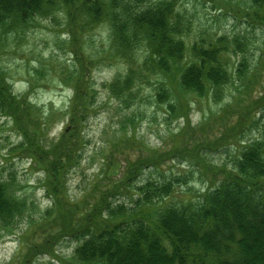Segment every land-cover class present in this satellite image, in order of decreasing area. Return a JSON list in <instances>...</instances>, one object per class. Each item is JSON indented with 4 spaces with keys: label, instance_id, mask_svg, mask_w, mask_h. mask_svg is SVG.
Returning a JSON list of instances; mask_svg holds the SVG:
<instances>
[{
    "label": "trees",
    "instance_id": "trees-1",
    "mask_svg": "<svg viewBox=\"0 0 264 264\" xmlns=\"http://www.w3.org/2000/svg\"><path fill=\"white\" fill-rule=\"evenodd\" d=\"M175 1L0 0V55L10 41L23 39L40 20L55 22L57 16H63V31L69 35L63 43L80 65V73L84 71L83 63L87 58L81 43L84 35L96 26L108 27L112 42L108 58L127 61L128 69L107 87L112 97L123 102L135 94L132 87L136 85L138 89L140 81L147 82L149 76L168 79L170 74H176L180 90L190 91L197 97L209 92L215 98L220 96L221 87L244 80L250 70L253 76L261 78V62H249L237 38L233 44L240 52V59L233 76L223 60L222 51L226 47L225 43L221 45L222 41H217L216 46L202 44V41L194 43L189 50L190 59L183 61L185 24L175 13ZM248 3L250 10L247 8L244 13L251 24L264 26V0H248ZM137 54L142 58L135 70L130 65ZM79 70L72 73L62 68L61 73L74 85L68 107L73 128L68 132L64 130L47 151L39 141L44 133L41 125L45 122L39 121L46 119L45 115L42 113L44 117L36 118L39 110L27 95L13 93L6 70L0 64V116L9 119L21 137L10 151L28 154L42 165L53 197L52 205L38 218L28 216L29 226L41 225L38 221H42V226L46 227L49 222L47 229L39 227L46 244L50 243V247L53 238L73 234V238L80 240L73 264H264V138H254L240 145L237 140L238 147L230 166L223 164L216 169L222 177L194 203H170L166 198L174 188L172 182L150 178L134 188L135 198L129 207L118 204L112 208L101 196L94 198L85 209L84 205L70 203L65 197L66 170L79 150L80 126L92 106L91 97L85 90L82 93L78 85ZM34 73L40 75L39 70L35 69ZM158 83L155 97L162 102L168 97L167 90L160 80ZM232 98L231 104L242 112L233 114L240 118L231 128L230 141L249 128L246 116L250 119L251 112L258 108L264 116V93L255 99L244 95L242 104L237 95ZM229 111V105L220 110L222 123L229 119ZM262 130L264 136V124ZM188 150L189 153L197 151L196 145ZM149 164L148 155L138 156L135 162L128 164L132 166L129 172L140 173V169ZM126 170L128 172V168ZM129 180L127 174L122 175L104 194L117 191L121 182L129 189ZM27 208L25 199L16 195L7 181L0 180L1 226L11 229ZM101 212H105V216ZM29 248L34 251L35 245L30 244Z\"/></svg>",
    "mask_w": 264,
    "mask_h": 264
},
{
    "label": "rangeland",
    "instance_id": "rangeland-1",
    "mask_svg": "<svg viewBox=\"0 0 264 264\" xmlns=\"http://www.w3.org/2000/svg\"><path fill=\"white\" fill-rule=\"evenodd\" d=\"M175 2V13L185 24L183 61L190 59L189 50L194 43L202 41V44L216 46L219 45L217 41H222L221 45L225 43L226 47L222 51L223 60L233 76L240 59V52L233 44L237 38L246 50L249 62H261V78L253 76L250 70L244 80L221 87L220 96L215 98L209 92L197 97L190 91L180 90L176 74H170L168 79L149 76L147 82L140 81L138 89L134 85L132 91L135 94L123 102L112 97L107 87L117 75L124 76L128 69L127 61L108 58V48L112 44L108 27L96 26L84 35L81 43L87 58L83 63L84 71L80 73V65L75 63L73 54L63 43L69 38L63 31V16H57L55 22L40 20L23 39L10 41L0 55V64L6 70L13 93L27 95L39 110L36 118L42 113L46 117L39 121H45L41 125L44 133L39 141L47 151L50 143L64 130L68 132L73 128L68 107L74 85L61 73L62 68L72 73L79 70L78 85L82 93L87 91L92 106L80 126L79 150L73 155L72 163L66 166L65 197L70 203L84 205L82 208L85 209L94 198L101 196L112 208L118 204L129 207L135 198L134 188L147 178L172 182L174 188L166 198L170 203H194L222 177L216 169L223 164L230 166L238 147L237 140L240 145L254 138H264V116L257 108L250 113V119L246 116L249 128L243 130L241 136H233L232 141L228 139L232 126L240 118L238 114L233 115L240 109L231 104L232 97L237 95L242 104L244 95L255 99L264 93V26L251 24L245 15L248 0ZM137 55L130 65L135 70L142 58ZM35 69L40 75L34 73ZM159 80L168 96L162 102L156 101L155 97ZM225 105L230 106L231 115L222 123L219 112ZM20 141L11 121L0 116V180L7 181L28 205L11 229L6 230L0 224V264H73L79 239L73 238V234L53 238L49 247L50 243L46 244L39 229L44 223L38 221L41 225H28V216L38 218L52 205L53 197L47 188L42 165L28 154L10 151ZM194 144L197 151L192 150V155L188 149ZM172 149L177 150L172 152ZM147 155L150 164L146 168H141L140 173L129 172L133 165L129 163L135 162L138 156ZM126 174L130 177L129 189L121 182L117 191L104 194ZM101 215L105 216V212ZM48 224L47 221L45 229ZM30 244L35 245L34 251L29 248Z\"/></svg>",
    "mask_w": 264,
    "mask_h": 264
}]
</instances>
